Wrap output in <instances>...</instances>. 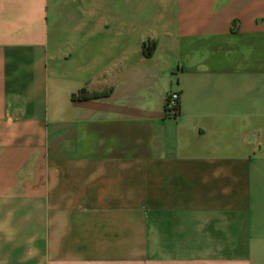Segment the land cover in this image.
Returning a JSON list of instances; mask_svg holds the SVG:
<instances>
[{"label":"crops","instance_id":"1","mask_svg":"<svg viewBox=\"0 0 264 264\" xmlns=\"http://www.w3.org/2000/svg\"><path fill=\"white\" fill-rule=\"evenodd\" d=\"M0 264H264V0H0Z\"/></svg>","mask_w":264,"mask_h":264},{"label":"built area","instance_id":"2","mask_svg":"<svg viewBox=\"0 0 264 264\" xmlns=\"http://www.w3.org/2000/svg\"><path fill=\"white\" fill-rule=\"evenodd\" d=\"M164 116L173 118L178 113V95L176 92H168L163 101Z\"/></svg>","mask_w":264,"mask_h":264},{"label":"trees","instance_id":"3","mask_svg":"<svg viewBox=\"0 0 264 264\" xmlns=\"http://www.w3.org/2000/svg\"><path fill=\"white\" fill-rule=\"evenodd\" d=\"M152 51L151 46H145L142 50L143 54L145 56H149L150 52ZM101 94H83L81 95V99H90V98H95V97H99Z\"/></svg>","mask_w":264,"mask_h":264}]
</instances>
